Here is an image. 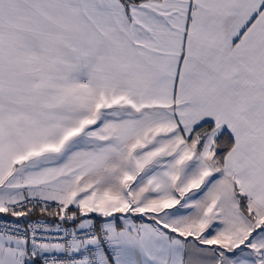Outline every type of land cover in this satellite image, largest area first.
Listing matches in <instances>:
<instances>
[{
    "label": "snow or ice",
    "instance_id": "obj_1",
    "mask_svg": "<svg viewBox=\"0 0 264 264\" xmlns=\"http://www.w3.org/2000/svg\"><path fill=\"white\" fill-rule=\"evenodd\" d=\"M0 264H264V0H0Z\"/></svg>",
    "mask_w": 264,
    "mask_h": 264
}]
</instances>
